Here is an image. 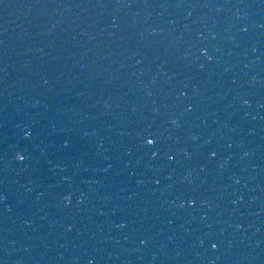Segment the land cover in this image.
Returning <instances> with one entry per match:
<instances>
[{"label": "water", "instance_id": "95a60500", "mask_svg": "<svg viewBox=\"0 0 264 264\" xmlns=\"http://www.w3.org/2000/svg\"><path fill=\"white\" fill-rule=\"evenodd\" d=\"M0 264H264V0H0Z\"/></svg>", "mask_w": 264, "mask_h": 264}]
</instances>
